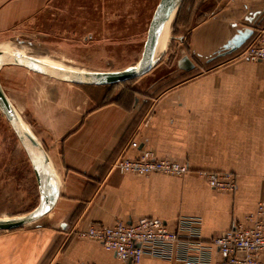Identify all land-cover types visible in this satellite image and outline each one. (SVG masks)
Instances as JSON below:
<instances>
[{
    "label": "crops",
    "instance_id": "0c3cea01",
    "mask_svg": "<svg viewBox=\"0 0 264 264\" xmlns=\"http://www.w3.org/2000/svg\"><path fill=\"white\" fill-rule=\"evenodd\" d=\"M152 1L149 11L144 4L138 14L148 23L147 34L161 0ZM57 2L0 0V42L34 34L38 24L49 37L52 19L64 14ZM170 3L168 13L177 5L175 20L194 13L200 19L186 31L192 69L180 68L179 61L175 77L185 80L148 107L108 100L100 86L51 78L36 90L29 86L34 125L22 126L58 179V199L36 225L0 234V264H126L100 243L79 239L78 231L142 218L174 228L180 218H190L200 222L201 240L209 243L264 202V62L241 58L264 27V0ZM142 152L183 163L190 173L176 178L114 170L118 160ZM201 172L231 173L237 190L217 192ZM210 257L217 261V251ZM140 264L183 263L145 257Z\"/></svg>",
    "mask_w": 264,
    "mask_h": 264
},
{
    "label": "rangeland",
    "instance_id": "374dc122",
    "mask_svg": "<svg viewBox=\"0 0 264 264\" xmlns=\"http://www.w3.org/2000/svg\"><path fill=\"white\" fill-rule=\"evenodd\" d=\"M152 0H58L64 14L52 20V33L42 25L31 35L20 34L0 42L10 50L70 73L120 74L137 66L147 40L148 23L138 14L150 10ZM176 18L164 54L148 76L110 86H100L108 100L133 107L135 100L147 107L163 92L184 81L175 77L177 63L187 56L186 31L200 19ZM187 19V20H186ZM159 54L153 53L152 60ZM173 74V75H172ZM45 79L42 74L19 66L0 67V83L10 98L21 125L33 126L28 108L32 88ZM30 86V90H29ZM35 87V90H36ZM34 90V91H35ZM144 101V102H143ZM33 128V127H32ZM39 190L32 165L12 127L0 111V220L24 217L39 205ZM40 221V220H38ZM34 222L19 230L30 228ZM18 231V230H16ZM6 232H0L3 234Z\"/></svg>",
    "mask_w": 264,
    "mask_h": 264
},
{
    "label": "built area",
    "instance_id": "2783aa9c",
    "mask_svg": "<svg viewBox=\"0 0 264 264\" xmlns=\"http://www.w3.org/2000/svg\"><path fill=\"white\" fill-rule=\"evenodd\" d=\"M241 58L251 63L264 62V27L258 28ZM114 170L120 175L158 174L176 178L190 173L187 165L157 158L152 152H142L133 159L122 158L115 163ZM199 174L217 192L237 190L236 179L231 173ZM77 237L100 243L126 264H140L145 257L183 264H264V202L258 204L254 214L209 243L201 240L200 222L190 218H180L174 228L157 218H142L130 223L116 221L109 227L91 226L80 230ZM212 250L219 256L215 262L211 261ZM52 264L67 263L55 261Z\"/></svg>",
    "mask_w": 264,
    "mask_h": 264
},
{
    "label": "water",
    "instance_id": "95a60500",
    "mask_svg": "<svg viewBox=\"0 0 264 264\" xmlns=\"http://www.w3.org/2000/svg\"><path fill=\"white\" fill-rule=\"evenodd\" d=\"M170 1L171 0L160 1L149 27L142 58L137 66L130 69L128 73L96 75L70 73L39 63L29 56H25L14 51L1 50L0 67L19 66L31 70L35 73L48 76L49 78L56 81L72 83L79 86H110L141 78L150 73L158 63V60L153 61L152 58L160 28L164 21ZM239 46H241V44L237 45V47L233 48V50H235ZM179 66L186 71H190L192 69V63L187 57H184L180 60ZM0 111L12 127L14 133L18 138V141L22 145L32 165L40 196L39 205L30 214L24 217L0 220V232H12L19 230L28 224L37 222L53 209L58 199V179L55 176L47 157L43 153L38 143L35 141L33 136L25 131V129L21 125L20 120L16 112L14 111L1 83ZM50 178H53V180L56 182L52 200H50L49 197Z\"/></svg>",
    "mask_w": 264,
    "mask_h": 264
},
{
    "label": "bare ground",
    "instance_id": "6f19581e",
    "mask_svg": "<svg viewBox=\"0 0 264 264\" xmlns=\"http://www.w3.org/2000/svg\"><path fill=\"white\" fill-rule=\"evenodd\" d=\"M175 6H177V5L173 4V8L174 9L170 13H168V8H167L166 15H165L164 21H163V23L161 25L160 32H159V35H158L156 47L154 49V51L158 50L159 54L153 59V61H156L157 59H159L164 54V52L166 50V47L168 45V40H169L171 28H172L171 26H172V23H174V21H175V17H174ZM3 51H10V50H3ZM129 71H127L126 73H128ZM8 99L10 100L9 97H8ZM10 103H11V100H10ZM13 109H14V107H13ZM14 111H15V109H14ZM55 187H56V182L53 180V178H50V185H49V197H50V200H52L53 191H54Z\"/></svg>",
    "mask_w": 264,
    "mask_h": 264
}]
</instances>
